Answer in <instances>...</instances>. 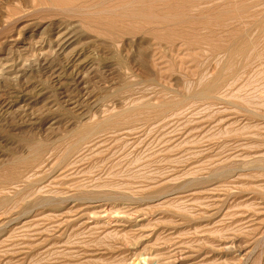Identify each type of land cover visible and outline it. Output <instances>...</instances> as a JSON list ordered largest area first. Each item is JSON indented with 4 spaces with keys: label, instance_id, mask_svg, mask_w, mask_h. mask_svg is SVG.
Returning <instances> with one entry per match:
<instances>
[{
    "label": "rangeland",
    "instance_id": "1",
    "mask_svg": "<svg viewBox=\"0 0 264 264\" xmlns=\"http://www.w3.org/2000/svg\"><path fill=\"white\" fill-rule=\"evenodd\" d=\"M197 2L0 0V264H264V97L196 96Z\"/></svg>",
    "mask_w": 264,
    "mask_h": 264
},
{
    "label": "bare ground",
    "instance_id": "2",
    "mask_svg": "<svg viewBox=\"0 0 264 264\" xmlns=\"http://www.w3.org/2000/svg\"><path fill=\"white\" fill-rule=\"evenodd\" d=\"M197 1L192 10L196 96L205 102L233 92L264 97V0L241 4L227 17L216 16L213 0Z\"/></svg>",
    "mask_w": 264,
    "mask_h": 264
}]
</instances>
